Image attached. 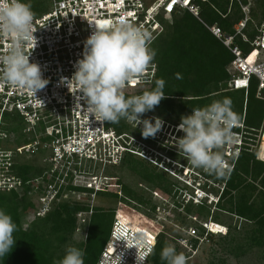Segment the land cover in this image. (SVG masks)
I'll use <instances>...</instances> for the list:
<instances>
[{"label":"trees","instance_id":"16d2710c","mask_svg":"<svg viewBox=\"0 0 264 264\" xmlns=\"http://www.w3.org/2000/svg\"><path fill=\"white\" fill-rule=\"evenodd\" d=\"M194 3L199 6V17L188 10H179L172 14L170 21L162 20L164 31L153 39L151 44V48L156 51L152 62L156 66V74L151 83L138 84L134 87H143L142 90L135 94L126 93V95H138L143 91H150L155 87L157 79H164L166 83L163 91L166 98L154 110L163 117L164 123L174 126L180 124L182 115L191 114L192 108L211 104L212 97L220 94H222L220 100L230 97L233 101V110L237 109L241 113L239 121H244L245 130L252 133L246 134L245 142L257 145L255 134L264 121V98L257 96V79L251 80L248 89L229 88L228 66L234 59V54L211 31V27L218 26L224 34L234 35L235 25L245 17L242 5H249V20L242 33L235 35V43L245 53L251 52L253 47L250 41L259 33V28L264 22V0H194ZM34 8L32 5V9ZM237 91L242 93L234 94ZM253 110L255 112H252ZM13 112L5 113L3 124V130L9 136L13 135V142H11L15 144V147H12L14 149L11 156L12 164L7 174L21 179L22 185L20 188L10 189L0 187V209L12 216L19 230L14 233L15 246L6 257L0 259V264H55L63 258L64 246L70 241H75L74 237L79 230L85 233V237L81 241H76L75 247L85 251V264H97L109 241L118 203L122 199H127L144 206L149 204L148 200L122 182L120 183L123 191L110 188V181H107L100 190L74 184V170L101 169L100 164H96L97 168L89 162L86 168V162H82L72 167L65 166L53 170L49 162L47 165L41 164V161L26 160L28 154H22L16 148L26 142H32L35 137L31 134L29 138L23 128L19 130L22 132L21 137L20 134L17 137L12 133L17 130L11 126L13 119L7 120V114ZM18 115L23 117L19 113ZM129 125L124 119H121L119 123L107 122V126L114 128L118 133L134 134V132L126 131ZM134 127L137 128L135 134L142 136L141 126H136L134 123L132 128ZM239 130V127H234L232 131ZM182 135L183 133L179 132L177 137ZM153 142L157 141L153 140ZM165 147V151L174 159L180 155L175 145L166 143ZM9 148L6 150H12ZM45 151L41 149L30 156L35 157L37 153ZM221 151L224 155L223 148ZM182 155L184 156L183 153ZM231 158L234 167L230 173L226 172L224 178L209 174L200 168L196 169L187 161L195 175L196 183L199 182L207 192L219 195L216 205L207 203V199L198 204L192 200H186L185 194L191 193L188 189L194 192L192 187L184 185L183 189L186 192L180 196L181 188L169 178L171 175L176 176L139 154L125 152L118 165H124L148 185L177 195L179 199L175 200L176 206L182 207L187 215L190 216L194 212L196 216L203 218L201 224L192 225L198 229L197 234L188 235L194 249L197 250L215 233L204 226V223L212 222L214 227L220 224L227 228L225 233L219 232V234L226 242L228 252L240 256L253 248H261L264 253V161L257 158V148L247 144L241 146L238 157L231 156ZM172 165L167 164L168 167ZM176 170L179 172L182 169ZM64 171L67 172V176H64ZM221 183L224 185L223 191L216 187V184ZM50 185L58 192L51 200L49 209L44 214H38L42 205L41 197L47 194ZM75 192H88L90 195L94 193V198H97L100 203L103 202L104 205L102 203L93 205L85 197L77 199L73 196ZM65 194L69 196L65 197ZM217 211L225 212L253 225L245 234H242L238 230L239 227L221 222ZM32 214L34 218L25 228L27 218ZM123 216L120 213L117 219L122 230L131 231L138 228L129 220H125ZM146 227L155 234L156 231L150 224L147 223ZM158 237V243L150 261L151 264H166L161 260L160 253L166 244L171 243L165 239L162 231L158 233ZM175 247L177 249V246ZM192 251L193 249L185 252L189 257V263L201 264L199 261L191 260L195 257Z\"/></svg>","mask_w":264,"mask_h":264},{"label":"built area","instance_id":"2783aa9c","mask_svg":"<svg viewBox=\"0 0 264 264\" xmlns=\"http://www.w3.org/2000/svg\"><path fill=\"white\" fill-rule=\"evenodd\" d=\"M51 5V10L40 15L35 14L33 25L36 31L33 35L36 41H30L24 46L25 54L30 55V62L41 66L43 77L48 80V84L44 89L38 90L36 96L27 90L7 86L0 88V144L1 140L10 137L3 130L4 115L6 112L16 111L25 119L23 131L28 136L33 134L35 137L32 142L21 145V153L32 155L36 151L45 149L49 153L44 159L49 162L53 170L65 166L72 167L82 162L103 166L117 165L128 151L151 158V155L132 145V139L137 140L132 134L118 133L114 128L108 127L107 122L95 120V117L86 110V104L81 99L82 94L75 93V85H72L73 93L70 92L63 78L71 79L76 62L83 57L85 42L96 26L110 25L119 19H126L149 31L155 39L164 31L162 20L171 19L172 14L179 10H188L199 17V6L194 0H51ZM249 7L242 5L245 17L235 25L234 35L224 34L218 26L211 27V31L234 54V59L228 66L229 88L248 89L251 80L255 78L258 84L257 96L264 98V22L259 28V33L250 41L253 47L251 52L245 53L235 43V35L242 33L249 20ZM9 44L10 40L0 38V55L6 53ZM252 55H254L253 59H251ZM155 74L156 66L151 64L142 77L130 81L125 89L134 88L138 84L151 83ZM236 127L240 130L233 131L232 142L223 147L228 173L234 167L231 156L238 157L240 148L244 144L256 147L257 158L264 160V121L255 134L257 145L245 142L246 134L252 133L245 130L244 121H238ZM11 156V151L0 145V166H3L0 170L3 168L6 172L9 171L12 164ZM187 168L185 172L189 174L191 170ZM88 171V169L74 170L75 180ZM64 176H67L66 171ZM175 176L181 179L178 173H175ZM181 180L190 184L187 179ZM197 183L194 185L191 182L194 192L187 193V200L191 198L198 204L208 198L207 203L211 204L219 198V195L207 192L199 182ZM21 185V179L13 178L8 174L3 173L0 177V187L3 189L20 188ZM85 186L92 188L89 183ZM218 187L223 191L224 185L219 184ZM95 188L97 189V186ZM57 192L55 187L49 186L47 194L41 197L42 205L38 214H44L49 209L51 200L55 198ZM117 216L111 238L97 264H151L150 255H146L147 249L134 246L135 238L142 236L140 233L126 230L122 237L119 236L123 231ZM204 226L217 230L212 222L204 223ZM190 228L192 231L189 234L195 236L197 229L192 226ZM222 230L226 232L227 228L224 227ZM157 235L156 232L153 237L150 235L153 240L144 239L152 249ZM181 239L180 243L189 248V251L193 249L192 255H194L196 249L192 247L189 238L179 240ZM145 255L146 259L138 262L137 256ZM185 256L188 260L189 257L186 254Z\"/></svg>","mask_w":264,"mask_h":264},{"label":"clouds","instance_id":"9594fccd","mask_svg":"<svg viewBox=\"0 0 264 264\" xmlns=\"http://www.w3.org/2000/svg\"><path fill=\"white\" fill-rule=\"evenodd\" d=\"M34 17L35 13L30 4L22 0H0V38L10 40L6 53L0 55V88L7 86L27 90L35 95L48 84V80L43 77L41 66L30 62V55H26L24 51L26 43L36 41L33 35L36 31L33 25ZM153 39L149 31L126 19H119L110 25L96 26L85 42L83 57L76 62L71 79H63L72 93V85H75V93L82 94L81 99L86 104V110L95 120L119 123L124 119L132 124L136 123V126L142 125V136L157 141L156 134L163 130V120L159 117H141L149 111H154L166 98L163 91L166 81L157 79L155 87L150 91H143L142 94L127 96L125 92L126 85L142 77L154 61L156 51L151 48ZM238 121L232 99L224 97L207 106L192 108L191 114L181 116L179 125H171L175 129L174 132L166 130L164 134H168L171 140L167 143L175 145L193 167L224 178L228 166L221 149L232 142V130ZM179 132L183 135L177 137ZM134 141L132 139V145L136 144ZM160 157L163 160L159 161V158L152 155L147 159L174 175L182 173L173 169L177 161L168 153L161 154ZM168 163L173 164L172 167H168ZM181 166L180 171H183L185 167L182 164ZM91 187L95 190L102 189H96L93 185ZM189 200L193 201L191 198ZM218 200L219 198L211 204L216 205ZM18 230L12 216L0 209V259L12 251L16 243L14 233ZM209 230L225 233L223 230ZM157 243L158 235L153 250L143 236H139L135 238L134 246L146 248V255L149 254L151 259ZM146 255L137 256L138 262L144 261ZM84 256L83 249L68 246L63 258L55 264H85ZM160 256L166 264H187L185 254L178 253L172 244H166Z\"/></svg>","mask_w":264,"mask_h":264},{"label":"rangeland","instance_id":"374dc122","mask_svg":"<svg viewBox=\"0 0 264 264\" xmlns=\"http://www.w3.org/2000/svg\"><path fill=\"white\" fill-rule=\"evenodd\" d=\"M22 2L30 4L31 8H32V5H34L36 9L34 8L35 10L32 9V11L36 15H40V14H43L51 10V6H52L51 0H22ZM170 20L171 19H169L168 21ZM142 89L143 87L128 88V89H125V92L128 94H135L137 91H140ZM240 93H242V91L234 92V94H238V95ZM221 97H222V94L218 96H214L211 98V101L220 100ZM234 111L238 114V117H240L241 115L240 111H238L237 109H234ZM252 112H255V111L253 110ZM158 115L159 114L157 113L156 110L149 111L145 113L144 116L141 117V119H152L154 117H159L163 120V122H165L163 117H161L160 115L158 116ZM256 115H258V113ZM12 119L13 121H12L11 126L16 128L17 130L15 132L12 131V133L15 134V136L17 137L20 134V137H21L22 132L21 131L19 132V130L24 128L25 119L23 117H20L18 113L16 112L7 114V120L10 121ZM127 123H129L130 125H129V129H127L126 131L134 132V134L133 133H130V134H132V137L134 136V138L138 140V142H136V140L134 141V143H137L135 145V148L142 150L145 154L146 153L148 155L151 154L153 157L156 156V158L163 160V158H161L160 155L161 154L165 155L167 153L165 151L166 149L165 144L168 141L171 142L170 138L168 137V134L165 135L164 131L168 130L167 132H170V131L174 132L175 129L173 128V126L169 125L168 123H165V124L163 123V126H162L163 130L162 131L160 130L156 134L157 142H153L149 139H146L142 136H138L137 134H135L137 133V128L136 127L132 128V125H133L131 124L132 122H127ZM141 127L143 126L141 125ZM12 139H13V135L11 134L10 137L1 140V144H0L1 147L4 149H8L9 147H10L9 149H11L13 146L15 147V144L12 143L13 142ZM16 149L21 150L22 148L21 146H19ZM10 151L12 153L14 149L12 148V150ZM48 153H49L48 151L39 152L36 154L35 157L27 155L28 157L25 159L26 160L32 159L33 161H36V162L41 161V164L46 163L48 165V162L45 161L44 159ZM178 153L180 155H177L175 157V160L177 162L174 163L176 168H173V169L175 170L177 168L181 169L182 168L181 164L184 165L186 168L189 167L188 162H187L188 160L185 158V156H183L182 153L179 151ZM87 165H89V162H86L85 164L86 168H87ZM93 165L96 166L95 164ZM105 166H108V167L105 168ZM105 166L102 165L101 169L87 168L90 171H88L87 174L75 180L74 184L85 186V185H88L89 183L90 185L103 188L106 185V182L110 181V184H109L110 188L116 189L117 191H123L120 182L131 187L136 192H138L143 198H145V200H148L149 204H146L143 206L134 200L122 199L121 202H119L117 205L114 219L116 215L119 216L120 213H122L124 215L123 217L125 220L127 221L129 220L130 222L135 224V227H138V230L140 232H143L144 234L151 232L150 231L151 229H148L146 227L147 223H150L151 227H153L156 233H160L162 231L164 233L165 239L168 240L172 245L177 246V249H176L177 251L184 252V253L189 251V248H186L180 243L182 239L181 240L179 239L188 237V235H190L189 233H191L192 231L190 227L198 223L201 224V222L203 221V218H199V216H196L194 212H192L190 216L187 215L186 211L183 210L182 207L176 206L175 200L179 199L177 198V195L175 196L174 193H166L159 187H154V186L152 187L148 185L136 173L132 172L124 165L120 166L117 164V165H105ZM186 168L183 171H179L182 173H178V175H181V179L182 178L187 179L190 184L191 182L194 185L198 184L194 180L195 175H193V172L189 171V174H187L185 172ZM3 173L7 174V172L3 170V168H1L0 177L3 176ZM169 178L172 182L177 183V185L181 188L179 190L180 196L182 195L183 192L184 193L186 192L185 189H183L184 185L192 187L190 184L184 182L180 178L173 177V175L169 176ZM221 185L223 184L221 183ZM216 187H218V185H216ZM188 190L191 191L192 193V190L190 189ZM75 193L76 194L73 196H75L77 199H80V198L84 199L83 197H85L87 198V201L93 205H100L101 203L104 205L103 202L100 203V201H98L97 198H94L95 197L94 194L90 195L88 192H75ZM185 195H188V194H185ZM121 210H123L125 213H123ZM218 213H219L218 215H219V219L221 220V222L223 223L225 222L226 224L232 225L233 227H236V226L237 228L239 227L238 230L242 232V234H245L246 231L249 230L251 226L253 225L250 222H247L245 220L228 215L225 212L219 211ZM87 217L89 218V214L87 215ZM33 218H34L33 214L28 216L27 221L24 225L25 228L29 226ZM224 227H225L224 225L219 224L218 227H214V228H216L217 230H222L224 229ZM122 231H123L122 233H124L126 229ZM197 232H198V229H197ZM84 234L85 233L82 230H79L74 237L75 241L68 242L64 246V249L66 250L68 246H75L76 241L78 242V241L83 240V238L85 237ZM226 248H228V246L226 242L223 240L222 235L219 234V232H215L211 236V238H209L207 241L203 242L201 246H199V248L194 253L195 257L191 260L199 261L201 264H264V253L262 252L261 248H253L251 250H248L245 254H242L240 256H235L234 254L228 252ZM189 261L190 260L187 261V264H190Z\"/></svg>","mask_w":264,"mask_h":264},{"label":"bare ground","instance_id":"6f19581e","mask_svg":"<svg viewBox=\"0 0 264 264\" xmlns=\"http://www.w3.org/2000/svg\"><path fill=\"white\" fill-rule=\"evenodd\" d=\"M254 58V55H252V57H251V59H253ZM264 155V154H263ZM117 219H118V217H117ZM148 224H150V223H148ZM127 231H129V230H127ZM138 232V233H140L143 237H144V239L146 240V239H148V240H153L152 239V237H153V235L152 234H148V233H143V232H140L139 230H138V228H134V229H132L131 230V232ZM120 232V231H119ZM122 234H124V233H120L119 234V236H121L122 237ZM150 235H152V237L150 236ZM112 250H113V248H112Z\"/></svg>","mask_w":264,"mask_h":264}]
</instances>
